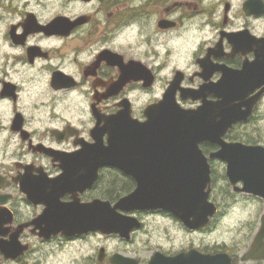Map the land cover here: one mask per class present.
Here are the masks:
<instances>
[{
  "label": "flooded vegetation",
  "instance_id": "obj_1",
  "mask_svg": "<svg viewBox=\"0 0 264 264\" xmlns=\"http://www.w3.org/2000/svg\"><path fill=\"white\" fill-rule=\"evenodd\" d=\"M200 2L0 0V213L5 214L0 240L9 241L23 226L18 241L27 247L23 257L14 262H24L33 253L34 244H67L92 235L103 236L58 235L44 241L31 223L43 214L45 206H73L76 200L79 205L101 201L116 206L136 189V181L120 168L90 163L92 157L77 153L95 143L101 148L107 146V120L111 116L127 111L133 119L143 122L144 110L162 98L177 75L181 81L175 97L186 110L198 109L202 102L182 101V89L199 92L204 85H217L223 72L246 80L239 93L252 113L246 122L234 125L223 141L264 148V14L246 16L243 2L240 12L244 23L233 28V19L228 18L231 7L221 19L217 12L198 10ZM205 13L208 17L203 16ZM204 30L214 31L216 36L211 40L203 36L202 42L194 44L188 42ZM244 31L250 44L238 51L224 39L210 55L221 32ZM187 33L192 34L191 39H187ZM257 57L260 64L256 63ZM218 101L216 95L206 96V102ZM219 149L209 142L200 145L210 170L208 201L215 206L206 226L190 230L171 212L160 209L132 211L125 215L136 219L140 227L132 232L129 241L119 238L120 243H132L150 227L148 222H162L167 234L170 230L205 236L217 231L225 214L221 206L250 204L261 206L262 213L246 246L233 249L214 242L179 250L171 247L153 254L173 258L194 250L202 255L227 254L232 264H264L241 261L259 230L264 202L243 192L241 181L234 185L229 182L226 164L210 158ZM84 176L90 180L94 176L95 180L77 191L74 179ZM250 227L252 231L251 224ZM110 257L105 253L99 261L97 255L96 264H109ZM132 259L143 264L135 255ZM11 261L4 260L0 253V264Z\"/></svg>",
  "mask_w": 264,
  "mask_h": 264
},
{
  "label": "water",
  "instance_id": "obj_2",
  "mask_svg": "<svg viewBox=\"0 0 264 264\" xmlns=\"http://www.w3.org/2000/svg\"><path fill=\"white\" fill-rule=\"evenodd\" d=\"M229 9V4H225V17ZM242 10L248 17L262 15L264 2L246 0ZM224 39L238 51L250 44L246 31L221 32L218 44L209 51L210 55L221 47ZM256 63L260 64L259 57ZM180 81L181 77L177 75L162 98L144 110L143 122L133 119L127 111L111 116L107 120L110 131L107 146L101 148L95 143L77 153L92 157L90 163L120 168L136 181V189L121 198L116 206L101 201L79 205L78 200L73 206H45L43 214L31 223L39 230V238L48 241L58 235L75 238L99 233L129 241L132 232L140 224L125 213L154 209L171 212L190 230L201 229L215 213V206H211L208 201L210 170L200 150V145L205 142L220 147L210 158L226 164L229 182L234 185L241 181L243 192L257 196L264 202V148L223 141L234 125L246 122L252 113L251 107L247 106L245 98L239 93L247 81L238 75L233 77L223 72L217 85H204L199 92L182 89V101L202 102L195 110H186L178 103L175 95L180 89ZM208 94L216 95L219 101L206 102ZM97 157L102 159L97 160ZM93 177L92 180L87 176L76 177V190L86 189L88 183L95 180ZM4 216V213H0V227L4 224ZM22 231L23 226H20L9 241L0 240V253L4 260H16L27 250L18 241ZM0 235L4 234L0 232ZM104 256L105 250L100 249L99 261ZM241 261H264V216L249 251ZM138 263V259L119 254L109 259V264ZM148 264H232V260L227 254L202 255L191 250L173 258L156 252Z\"/></svg>",
  "mask_w": 264,
  "mask_h": 264
},
{
  "label": "rangeland",
  "instance_id": "obj_3",
  "mask_svg": "<svg viewBox=\"0 0 264 264\" xmlns=\"http://www.w3.org/2000/svg\"><path fill=\"white\" fill-rule=\"evenodd\" d=\"M245 0H201L198 10H204L207 13L217 12L221 19L223 18L224 5L229 4L232 11L228 18H232L233 28L240 27L244 23V19L240 12V7ZM203 5V6H202ZM205 13L203 16L208 17ZM201 16V18H203ZM205 19V18H204ZM206 20V19H205ZM196 39L188 41L202 42L209 37L213 39L216 36L214 31H203L195 33ZM187 39H191L192 34H185ZM174 42V41H173ZM156 87V94H159V86ZM264 133V123L261 125ZM224 210V216L221 217L217 226V231L204 235H183L176 234L173 231L166 233L162 222H148L150 225L145 231L139 233L132 243L126 245L120 243L116 236H95L92 235L87 239L73 241L72 243L60 244L51 243L48 245L34 244L33 253L18 263L11 261L9 264H96L97 255L100 249H104L105 253L111 255L119 254L132 258L135 255L143 261V264L149 262V258L155 251H167L171 247L176 250L190 247L192 244L202 247L219 242L220 245L226 244L228 247L236 249V247H244L248 244L255 225L258 222V216L262 213L261 206H252L244 204L240 206H221ZM250 224L253 227L251 230ZM203 237V238H202ZM202 239L204 243L202 242ZM246 244V245H245ZM124 256V257H125Z\"/></svg>",
  "mask_w": 264,
  "mask_h": 264
}]
</instances>
